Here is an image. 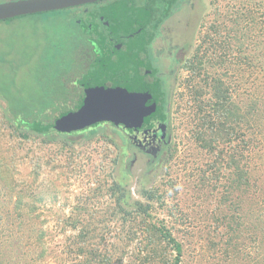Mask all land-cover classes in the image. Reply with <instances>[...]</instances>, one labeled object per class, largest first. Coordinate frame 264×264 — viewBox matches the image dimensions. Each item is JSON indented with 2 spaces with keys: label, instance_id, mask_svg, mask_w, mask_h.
I'll return each instance as SVG.
<instances>
[{
  "label": "rangeland",
  "instance_id": "374dc122",
  "mask_svg": "<svg viewBox=\"0 0 264 264\" xmlns=\"http://www.w3.org/2000/svg\"><path fill=\"white\" fill-rule=\"evenodd\" d=\"M181 5V10L167 21L154 49L156 57H165L158 64L167 72L175 146L174 157L158 167L151 179L160 188L165 206L156 205L155 214L170 228L174 226L175 237L183 245V264H264V243L260 238L251 243L245 229L249 223L245 225L242 220V237L234 235L231 216L250 213L231 210L241 201V192L234 193L231 202L223 200L229 190L228 175L218 179V168L210 170L208 165L217 155L202 149L196 141L200 114L198 109H191L195 104L192 88L202 89L201 78L183 67L186 59L197 56L195 63L206 74L204 78L229 71L227 83L240 88L236 103L245 109L256 97L260 99L263 120H259L258 129H263L264 136V82L251 81L255 76L264 78L260 67L264 61V0H184ZM250 8L255 10L256 21L248 16ZM73 20L72 15L59 13L43 18L25 16L11 25L0 23V81L13 78L26 92L33 90L37 77L30 70L40 63L39 54L43 57L41 46L50 40L72 38ZM70 25L72 31H68ZM246 51L255 60L252 65L248 60L240 62ZM226 52L232 60L222 67L213 63ZM0 83L3 87L14 85ZM3 111L0 106V264H64L67 242L78 233L72 221H78L82 229L87 221L105 217L98 210L110 200L100 191L111 185L114 160L121 152L113 142L120 145L121 139L106 129L105 135L102 131L91 139L77 137L76 143L67 148L59 144L48 147L40 138L18 145L6 127ZM129 152L133 156L132 149ZM35 154L44 159L40 172L33 163ZM11 161L16 168L13 174ZM146 167L147 160L140 159L133 169L139 174ZM114 176L120 177L119 173ZM131 180L127 183L135 190L136 181ZM19 204L24 216L16 214ZM34 206L37 208L31 213ZM22 224L27 226L23 230ZM17 248L20 250L14 254Z\"/></svg>",
  "mask_w": 264,
  "mask_h": 264
},
{
  "label": "trees",
  "instance_id": "16d2710c",
  "mask_svg": "<svg viewBox=\"0 0 264 264\" xmlns=\"http://www.w3.org/2000/svg\"><path fill=\"white\" fill-rule=\"evenodd\" d=\"M7 1L11 0H0V3ZM122 1L130 4L125 9L127 13L119 14L118 10L112 7L103 9L95 6L89 13L79 12L80 9L77 8L78 12L77 9H71L32 15L43 18L45 15L50 17L53 14L67 13V16H73L75 32L72 38L64 37V41L56 39V42L50 40L47 44L43 43V57L39 54L38 58H42L40 63H37L35 70H30L33 76L36 74L37 77V85L31 93L26 92L15 80L12 81L13 78L0 81L14 84L11 88L3 87L0 83V106L4 108L6 127L18 145L28 144L33 138H40L48 147L59 144L67 148L76 143L77 137L86 136L91 139L102 131L105 135L106 129H111L121 139L120 145L113 142L121 152L114 160V170L112 175L110 174L111 185L100 191L102 197L107 196L110 200L108 205H101L104 207L98 210V213H103L105 217L87 221L82 229H79L78 221H72L73 230L78 233L67 242L64 264H183V245L175 237L174 226L170 228L165 219L159 220L155 214L156 205L162 206L164 201L160 188L151 180L161 163L170 161L174 154L167 159L165 155L158 166L147 164L142 172L135 174L131 167L134 158L130 157L129 152L133 148L132 140L125 135L121 127L136 132L153 127L156 123H171V92L166 79L167 72L158 64L165 57L155 56L154 45L163 33V25L181 10L184 0H135L133 12L131 9L135 1ZM76 12L79 14L74 15ZM254 14L255 10L250 8L248 16L256 21ZM261 15L264 19V11ZM21 18L24 17L0 23L7 22L11 25L13 20ZM111 18L118 21L125 18L129 20L119 30L120 35L116 39L112 36L114 28L106 27ZM72 29L70 25L68 31ZM118 45L122 48L119 53ZM229 55L226 52L213 63L222 67L227 60H232L233 56ZM83 56L84 59H81ZM250 58L246 51L241 56V64L248 60L252 65L255 60ZM99 59L104 61L105 70L113 69L117 72L118 78L126 82L137 98L139 110L135 124L128 128L111 122H101L79 132L59 131L58 121L82 108L87 97L83 87L76 81L89 73L92 64ZM197 59V56L186 59L183 65L184 70L201 78L202 89L196 86L192 88L195 104L191 109H198L200 114L196 141L201 144L202 149L217 155L216 160L208 165L210 170L218 168V179L222 180L228 175L229 190L223 200L226 203L231 202L234 193H242L241 201L231 207V210L236 214L248 210L250 214L231 216L235 237L241 238L243 235V230L240 229L243 220L245 225L250 224L245 229L249 232L251 243L258 242L260 238L263 244L264 174L261 169L264 136L263 129H258L259 120H263L260 99L253 95L256 97L255 101L243 109L235 102L236 95H240L239 86L230 85L225 79L228 78L229 71L226 74H211L204 78L206 74H203L200 65L195 63ZM16 61L19 64L17 58ZM174 61L182 62L181 59ZM202 62L200 60V63ZM260 67L264 71V61ZM251 81L264 82V78L255 76ZM31 84H35V81ZM250 93L249 91L248 94ZM35 159V162H32L40 172L44 162L43 156L35 154ZM11 164L9 166L13 174L16 170L13 169L15 162L11 161ZM115 173H119L120 177H115ZM127 178L136 181L135 190L130 182L127 183ZM36 208H29L30 212L34 213ZM23 209L19 204L16 214L24 216ZM20 226L22 230L23 226L27 227L24 224ZM19 241L21 245L22 238H19ZM258 249L260 251V248ZM19 250L17 248L13 253L16 254Z\"/></svg>",
  "mask_w": 264,
  "mask_h": 264
},
{
  "label": "water",
  "instance_id": "95a60500",
  "mask_svg": "<svg viewBox=\"0 0 264 264\" xmlns=\"http://www.w3.org/2000/svg\"><path fill=\"white\" fill-rule=\"evenodd\" d=\"M103 0H11L0 3V22L40 13L60 11ZM119 28L113 29L114 39ZM118 53L121 51L117 46ZM104 61L97 60L90 67L78 85L84 88L86 99L82 108L62 117L57 128L64 133L79 132L101 122H111L125 127H133L138 115V100L118 78L113 69H104Z\"/></svg>",
  "mask_w": 264,
  "mask_h": 264
},
{
  "label": "flooded vegetation",
  "instance_id": "af4514ba",
  "mask_svg": "<svg viewBox=\"0 0 264 264\" xmlns=\"http://www.w3.org/2000/svg\"><path fill=\"white\" fill-rule=\"evenodd\" d=\"M131 3H132V1H131ZM135 5H136V1L134 2V7L132 5V9H131L132 12L135 8ZM95 6L97 8H103V9H108L109 7H112L113 9H117L118 13L120 14V13H127V12H125V9H126V7H129L130 4H126L122 0H103V1L93 3V4L82 5V6L73 7V8L64 9V10H71V9L73 10V9L78 8V9H80L79 12L89 13L92 11V9L95 8ZM78 9H77V12H78ZM60 11H63V10H60ZM77 12L74 15L79 14ZM113 17H115V14ZM117 19H118V17H117ZM128 21L129 20H127V18L123 19L122 21H120V19L118 21V20H116V18H111L108 20V22H107L108 26H106V27L111 28V29L114 27L115 28L117 27V28H119V30H121L126 25V23ZM166 23L163 25L162 31H164V27H165ZM119 35L117 36V38L119 37ZM160 37H162V34L158 37V39ZM171 121H172V119H171ZM121 128L124 129V130L123 129L122 130H123V132L125 131L124 132L125 135L129 139L132 140L131 145H133V148H132L133 156L132 155L130 156L131 158L132 157L134 158L132 161V166H131L132 169L134 168L135 165L138 164L140 159H146L148 165L152 164L154 166H158L161 163V161L163 160V157L165 155H167L166 156V159H167V157L174 154L175 146H174V142L172 140L171 123H170V125L164 124V123H156L153 127H148L146 129H144L143 131H136V132L135 131H127V130H125L124 127H121ZM161 165H162V163H161Z\"/></svg>",
  "mask_w": 264,
  "mask_h": 264
}]
</instances>
